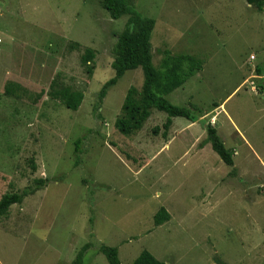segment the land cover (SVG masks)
Segmentation results:
<instances>
[{
	"label": "rangeland",
	"instance_id": "374dc122",
	"mask_svg": "<svg viewBox=\"0 0 264 264\" xmlns=\"http://www.w3.org/2000/svg\"><path fill=\"white\" fill-rule=\"evenodd\" d=\"M130 3L156 21L155 68L166 50L203 63L167 96L201 116L173 119L167 136L156 109L129 136L115 126L128 90H142L141 68L94 111L129 16L112 19L102 0H0V200L46 180L0 217V264H72L88 243L83 264H109L101 245L122 264L144 250L166 264H263L264 11L246 0ZM66 88L84 94L77 111L58 96ZM208 123L235 168L200 149ZM162 207L171 220L156 226Z\"/></svg>",
	"mask_w": 264,
	"mask_h": 264
},
{
	"label": "trees",
	"instance_id": "16d2710c",
	"mask_svg": "<svg viewBox=\"0 0 264 264\" xmlns=\"http://www.w3.org/2000/svg\"><path fill=\"white\" fill-rule=\"evenodd\" d=\"M246 2L251 7L264 11V0H246ZM102 7L114 20L124 16H129V18L124 30L117 35V42L114 47L115 57L111 66L115 71V75L100 90L94 111H99L108 91L124 77L126 72L141 68L145 77L142 90L139 92L136 87H131L128 90L122 106V114L115 123L120 133L129 136L141 130L152 115L153 109L167 114L166 122L163 125L166 136L167 132L172 128L173 119L175 118H184L195 123L198 117L201 116V109L176 106L167 99V96L181 88L189 78L202 71L203 63L201 60L190 55H173L166 50L163 52L165 58L162 62V69L155 68L153 64L152 36L156 21L142 16L132 6L130 0H102ZM77 46L79 45L77 44ZM94 58V52L91 49H86L83 62L91 64ZM185 64L189 66V71L186 73L183 71ZM93 70V66L89 67L88 73H92ZM58 96L64 101L65 106L72 111H77L84 101L82 92L71 91L69 88L62 90ZM80 144L81 139L76 143L77 153L79 152ZM207 144H211L213 150L227 166L235 168V151L226 148L212 123L206 124V138L200 143V149ZM35 183L36 187H30L20 193L4 195L0 200V217L7 215L13 205L21 204L26 197L33 195L45 186L46 180H37ZM170 220L171 215L165 207H162L154 217L156 226H161ZM90 248V243L84 245L72 264H83L84 257ZM99 251L104 254L109 264H122L117 247L101 245ZM216 262L217 264H228L219 258L216 259ZM131 264L166 263L158 260L149 251L144 250Z\"/></svg>",
	"mask_w": 264,
	"mask_h": 264
}]
</instances>
